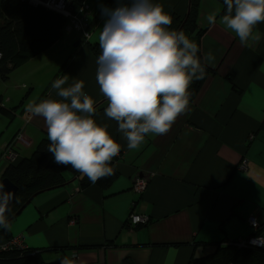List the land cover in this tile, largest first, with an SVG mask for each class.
I'll use <instances>...</instances> for the list:
<instances>
[{
	"label": "crops",
	"instance_id": "obj_1",
	"mask_svg": "<svg viewBox=\"0 0 264 264\" xmlns=\"http://www.w3.org/2000/svg\"><path fill=\"white\" fill-rule=\"evenodd\" d=\"M174 1L153 0L166 13ZM116 6L113 0L108 8ZM212 12L218 13L215 25L207 22ZM219 13L218 1L200 0L198 27L205 28L200 51L203 58L212 54L214 60L206 64L214 71L170 130L149 134L139 150H129L117 122L106 117L105 108L97 111L96 122L107 123L121 146L115 162L119 176L104 190L94 184L79 189L74 180L37 194L9 221V229L0 230V247L21 235L24 247L37 251L44 262L66 257L73 264H189L211 254L213 242L223 237L249 236L250 215L264 221V22L254 29L259 39L241 45L219 22ZM105 19L101 16L87 30L86 41L99 43ZM78 33L70 36L81 43ZM61 38L14 70L12 78L24 80L30 93L40 87L34 99L38 103L43 95L60 99L52 82L68 75L65 86L82 80L83 91L97 103L104 97L96 78L97 60L85 41L74 50L68 37ZM47 85L51 89L46 94ZM10 101L7 97L2 103ZM22 105L0 123V158L8 144L17 158L29 156L47 131L44 119ZM242 160L245 169L237 168ZM5 166L0 160V176ZM138 177L147 180L143 192L132 189ZM131 214L148 219L129 227Z\"/></svg>",
	"mask_w": 264,
	"mask_h": 264
},
{
	"label": "clouds",
	"instance_id": "obj_2",
	"mask_svg": "<svg viewBox=\"0 0 264 264\" xmlns=\"http://www.w3.org/2000/svg\"><path fill=\"white\" fill-rule=\"evenodd\" d=\"M220 23L239 38L241 45L258 40L256 26L264 22V0H223ZM106 17L99 34L102 50L97 58V82L107 98L106 117L118 124L129 150H139L149 134H166L190 103V85L206 75L211 53L198 56L196 42L183 31L171 29L172 17L153 0H117L115 8L102 7ZM217 12L207 15L210 25L217 23ZM65 75L52 82L60 99H44L27 104L26 111L42 117L47 126L54 162L69 166L95 184L114 175L110 166L120 152L107 131V123L95 120V101L83 91L84 82L67 84ZM0 183V228H10L13 194ZM255 227V223L253 224ZM264 237H257L253 241ZM75 255V254H73ZM61 264H73L64 259Z\"/></svg>",
	"mask_w": 264,
	"mask_h": 264
},
{
	"label": "trees",
	"instance_id": "obj_3",
	"mask_svg": "<svg viewBox=\"0 0 264 264\" xmlns=\"http://www.w3.org/2000/svg\"><path fill=\"white\" fill-rule=\"evenodd\" d=\"M85 1L68 0L67 7L70 12L76 13L81 5L85 4ZM112 1L104 0L99 9L94 12L93 16L91 15L86 20V31L99 21L102 16L101 8L108 7ZM216 1L220 4L219 14L223 15L225 9L223 0ZM172 6V9L168 12L172 17L170 28L183 31L189 39L197 43L199 48L198 56L203 62L200 51V37L205 28L201 29L198 27L200 0H175ZM67 23L68 19L66 17L41 4H35L29 0H0V79L2 81L8 80L14 70L19 69L28 60L37 56L58 41ZM83 38L89 54L97 60L102 51L99 43H89L85 40V37ZM81 44L82 41L79 45ZM68 61L69 59L65 63ZM205 66V77L201 80L193 81L189 87V91L191 92L190 102L194 101L206 78L213 74L214 69L210 68L207 64ZM64 70L65 65L61 67L60 74ZM46 89L44 93L46 92L47 94L51 89V85H47ZM22 103L19 102V105ZM107 104L106 97L100 99L94 104L96 112L106 108ZM15 109H18L16 105L8 108L4 106L2 97L0 96L1 114L12 118L15 114ZM253 137L254 135H252L250 140ZM49 143L47 131H45L29 156L16 158V160L7 164L4 170H2L0 177H7L18 187L16 199L11 207V211L7 214V219L11 218L35 193L73 184L74 180H77L79 189H84L93 184L87 176H82L71 165L64 166L56 164L52 153L47 151ZM120 155L121 151L117 156L113 157L110 164L115 174L98 180L94 185L104 190L116 180L119 176V171L115 167V162ZM246 200L249 202L248 199ZM250 228L252 233L249 236L256 235L253 233L252 227ZM3 229L0 228V230ZM262 231L264 229H260L259 232ZM249 236L243 238L247 239ZM227 240L226 237H223L213 242V252L196 260V262L201 264H227L229 262L234 264H264V248L251 245L239 246L237 244L238 239L236 238ZM64 259L66 257H62L58 263L44 262L37 251L29 248L0 251V264H61Z\"/></svg>",
	"mask_w": 264,
	"mask_h": 264
},
{
	"label": "built area",
	"instance_id": "obj_4",
	"mask_svg": "<svg viewBox=\"0 0 264 264\" xmlns=\"http://www.w3.org/2000/svg\"><path fill=\"white\" fill-rule=\"evenodd\" d=\"M29 1L34 2L35 4H41L46 8L56 11L61 15H63L64 17H66L68 19V22H70V25H66L67 30H70V28H75L76 31L80 32L83 35V37L88 36L85 28L87 26L86 20L88 19L89 9L86 4H82L76 13H72L67 7L68 0H29ZM248 138L251 139L252 135L250 134ZM17 157L18 154L17 152H15L13 145L8 144L4 147L0 160L7 165L10 162L16 160ZM239 167L245 169L246 160H242L240 162ZM146 185H147V180L145 178L138 177L133 181L132 189L137 192H143L146 188ZM147 219L148 218L142 214H131L129 227L136 224H145ZM247 220L249 225L253 229V233H255L256 235H252L251 237L249 236L247 239H240L238 240L237 244L239 246L251 245V246L264 248V239L257 240L255 244L253 243L255 238L264 237V231L259 232L260 229H264V221L260 222L253 215H250ZM70 223H74V220H70ZM254 223H255V227L253 226ZM11 249H19V250L25 249L21 235H16L11 237V239L5 245L0 247V251H7ZM190 264H201V263L192 261ZM227 264H234V263L229 262Z\"/></svg>",
	"mask_w": 264,
	"mask_h": 264
},
{
	"label": "rangeland",
	"instance_id": "obj_5",
	"mask_svg": "<svg viewBox=\"0 0 264 264\" xmlns=\"http://www.w3.org/2000/svg\"><path fill=\"white\" fill-rule=\"evenodd\" d=\"M103 1L104 0H86V3L91 8V9L89 8V10L91 12H93L92 9L93 10H98ZM32 3H34V2H32ZM66 25H70V22H68ZM63 31L64 32H63V34L61 36L62 37L61 39L63 40L66 37H68L69 41L74 46V50H77L78 49L77 45L76 46L74 45L75 44L74 42H76L77 38L72 37L70 35H75L78 31H76L75 28H70V30H67L66 26L63 29ZM78 34H79V40L84 42L83 35L80 32ZM58 47H59V45L56 46L54 49H57ZM68 48H69L68 46L67 47L65 46L64 50H67ZM79 57H82V56H79ZM74 58H75V51L70 55V61L69 62H71ZM23 84L28 85L22 79L14 80L12 78V76H9L8 80H6V81H2L0 79V96H2V101L4 103H6L7 97L11 98V101L9 103H7V105H6L7 108L10 107V106H14V105H16L17 108H20L22 106V104L19 105V102H24V104L27 105L28 103L34 101V99L39 96L40 87L39 88L36 87L35 91L30 93V88L29 87H27V88L23 87ZM42 87H43V85H42ZM50 97L51 96L44 95L42 97V99L43 98L44 99H50ZM9 118H11V117H9ZM9 118H7L5 115L0 113V123L1 124H5L9 120Z\"/></svg>",
	"mask_w": 264,
	"mask_h": 264
},
{
	"label": "water",
	"instance_id": "obj_6",
	"mask_svg": "<svg viewBox=\"0 0 264 264\" xmlns=\"http://www.w3.org/2000/svg\"><path fill=\"white\" fill-rule=\"evenodd\" d=\"M78 43H79V41H77L74 45L76 46V45H78ZM0 183H2L5 187H4V191L5 192H11L12 194H13V199L10 201V209H11V207H12V205H13V203H14V201H15V199H16V194H17V189H18V187H17V185H15L12 181H10L7 177H0ZM39 194L41 193V191L40 192H38ZM38 193H35L34 195H32L27 201H26V203L24 204V205H22V207L20 208V209H18L16 212H15V214H13L12 215V217L11 218H9L8 219V222L14 217V216H16L24 207H25V205L26 204H28L32 199H33V197H35ZM9 213V212H8ZM8 213H6V215L8 214Z\"/></svg>",
	"mask_w": 264,
	"mask_h": 264
}]
</instances>
